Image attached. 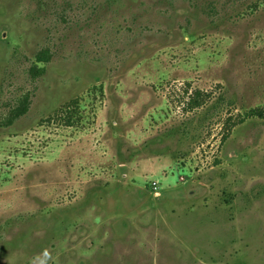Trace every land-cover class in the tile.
<instances>
[{"label": "rangeland", "instance_id": "1", "mask_svg": "<svg viewBox=\"0 0 264 264\" xmlns=\"http://www.w3.org/2000/svg\"><path fill=\"white\" fill-rule=\"evenodd\" d=\"M253 109L264 0H0V264H264Z\"/></svg>", "mask_w": 264, "mask_h": 264}, {"label": "trees", "instance_id": "2", "mask_svg": "<svg viewBox=\"0 0 264 264\" xmlns=\"http://www.w3.org/2000/svg\"><path fill=\"white\" fill-rule=\"evenodd\" d=\"M234 1V0H231ZM50 54L48 51H41L35 57V62L38 64H45L49 61ZM32 76H41L44 73L43 69H37L33 67L31 69ZM204 94L200 91H195L194 96L189 100L188 107L189 109H197L199 108L204 102ZM30 101L27 96H25L21 101L18 107H16L10 114V117L6 120V123L3 126H10L12 123L26 115L29 109ZM78 110V103L77 101H71L60 108V117L62 119V123L64 126L72 127L76 123V113ZM264 119V109H253L248 111L243 118L240 119L239 124L243 123L246 119Z\"/></svg>", "mask_w": 264, "mask_h": 264}, {"label": "clouds", "instance_id": "3", "mask_svg": "<svg viewBox=\"0 0 264 264\" xmlns=\"http://www.w3.org/2000/svg\"><path fill=\"white\" fill-rule=\"evenodd\" d=\"M41 257L43 259H41ZM37 260L40 261V264H48V261L51 260V254L48 252L47 249H44L41 253L37 254L36 257H34L33 264H36Z\"/></svg>", "mask_w": 264, "mask_h": 264}]
</instances>
